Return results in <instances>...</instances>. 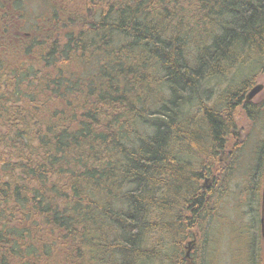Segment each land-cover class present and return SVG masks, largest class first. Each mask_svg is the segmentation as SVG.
<instances>
[{
  "label": "trees",
  "instance_id": "16d2710c",
  "mask_svg": "<svg viewBox=\"0 0 264 264\" xmlns=\"http://www.w3.org/2000/svg\"><path fill=\"white\" fill-rule=\"evenodd\" d=\"M260 73L264 0H0V264H211L200 181Z\"/></svg>",
  "mask_w": 264,
  "mask_h": 264
},
{
  "label": "rangeland",
  "instance_id": "374dc122",
  "mask_svg": "<svg viewBox=\"0 0 264 264\" xmlns=\"http://www.w3.org/2000/svg\"><path fill=\"white\" fill-rule=\"evenodd\" d=\"M34 3H36L33 4L35 6L43 7L41 3ZM37 9L35 8V12L39 14V10ZM254 76L251 84L242 91H239L240 101L234 105L232 112L228 116L227 122L229 123L228 125L226 123L228 127L225 133L226 141L224 142V148L217 151L211 165H209L210 160L205 159L207 163L206 168L209 166L211 171L204 173L203 179L200 181L201 187L203 188L204 185L209 190V187L213 183V178L216 179L217 182L214 183L213 188L219 190L222 187V193L220 194L222 195L221 202L223 203H221V206L223 205L221 210L223 215L218 214L216 248L219 240L220 242L217 254L216 256L214 255L215 258H213L211 264H248L246 258L249 255L247 251H249L248 249L251 246L248 243L250 236L253 237V248L255 249L254 253L257 254L258 264H264V209H262V206L257 205L259 198L260 201L262 199L258 193L255 196V203L251 202L252 200L249 201V181H251V179L249 180V174H251V168L256 157L255 147L259 139L264 137V73ZM227 78L229 79V77ZM234 80L239 85L242 78L237 76ZM225 82V79H221L213 83L214 94H212V100L208 102L209 104L220 98V94L226 84ZM255 84H262V88L248 100L253 102L248 104L250 109L252 106L257 108V111H254L252 117H250L246 108L242 106V103L246 101V93ZM261 169L260 174L258 173V180L261 179L260 185L261 182H264V163ZM206 176L207 179L205 180ZM216 198V196H213L212 200ZM250 203H252L251 208L249 206ZM261 212L263 214L261 217L262 229H260L259 225ZM252 214H254V218L250 222ZM212 215L214 216L215 212ZM232 219H234V222H232ZM238 227L246 229L247 235H249L244 243L241 241L243 237L237 231ZM198 236L195 233L194 238L189 239L190 242H194V245H192L189 251V257H185L188 259V263L191 262L192 249L196 245V242H198ZM184 251H186V248H184Z\"/></svg>",
  "mask_w": 264,
  "mask_h": 264
},
{
  "label": "flooded vegetation",
  "instance_id": "af4514ba",
  "mask_svg": "<svg viewBox=\"0 0 264 264\" xmlns=\"http://www.w3.org/2000/svg\"><path fill=\"white\" fill-rule=\"evenodd\" d=\"M249 103H253V102H251V101H245V102H243L242 103V106L244 107L245 105L248 107V104ZM249 109V108H248ZM221 153H222V150H221ZM260 174V173H259ZM259 174H258V172H255L254 170H253V172L251 173V176H249V180L251 179V181L254 183V185H257V187H255L254 185H252L251 186V188L252 187H254V190H255V192H256V194H255V196H257V194L259 193V195H260V197H261V199H262V201H260V198H259V201H258V203H257V205L258 206H262V209H264V182L262 183L261 182V185L259 184L260 183V181H261V179L260 180H258L259 179ZM260 185V186H259ZM207 189L208 188H206L205 186L202 188V191L205 193V196H206V194H207ZM256 199H253L252 200V202H254ZM251 201V200H250ZM244 203H246V202H244ZM248 203V202H247ZM246 203V204H247ZM255 203V202H254ZM251 205H252V203H250L249 204V206H250V208H251ZM262 212L260 213V219H259V222H260V229H262ZM238 231V230H237ZM260 232H261V230H260ZM241 236V235H240ZM242 241V240H241ZM240 242V241H239Z\"/></svg>",
  "mask_w": 264,
  "mask_h": 264
},
{
  "label": "water",
  "instance_id": "95a60500",
  "mask_svg": "<svg viewBox=\"0 0 264 264\" xmlns=\"http://www.w3.org/2000/svg\"><path fill=\"white\" fill-rule=\"evenodd\" d=\"M261 88H262V84H255L254 86H252L245 95L246 101L250 100L256 93L260 91ZM193 243L194 242H190V241L187 242L186 251H185L186 258L189 257V251L192 245H194Z\"/></svg>",
  "mask_w": 264,
  "mask_h": 264
}]
</instances>
